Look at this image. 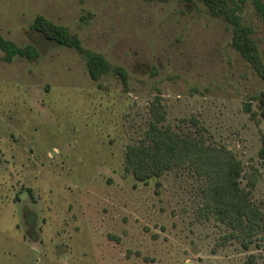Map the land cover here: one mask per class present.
I'll list each match as a JSON object with an SVG mask.
<instances>
[{
    "label": "rangeland",
    "instance_id": "374dc122",
    "mask_svg": "<svg viewBox=\"0 0 264 264\" xmlns=\"http://www.w3.org/2000/svg\"><path fill=\"white\" fill-rule=\"evenodd\" d=\"M234 1L264 61V21ZM39 15L126 83L94 81L82 53L31 28ZM0 37L39 51L6 62L0 49V264H264V81L224 19L201 0H0ZM153 108L242 164L263 217L251 239L204 215L191 166L147 183L126 171Z\"/></svg>",
    "mask_w": 264,
    "mask_h": 264
},
{
    "label": "trees",
    "instance_id": "16d2710c",
    "mask_svg": "<svg viewBox=\"0 0 264 264\" xmlns=\"http://www.w3.org/2000/svg\"><path fill=\"white\" fill-rule=\"evenodd\" d=\"M179 1L192 3L194 0ZM201 1L213 17L224 19L232 27L234 49L264 81V61L253 38V29L243 23L239 13L241 7L234 0ZM253 5L264 21V2L253 0ZM31 28L57 45L77 49L82 53L86 58L89 75L94 81L114 71L126 83V73L123 69H112L102 56L84 50L79 39L72 36L67 28L57 26L40 15L35 18ZM0 49L5 54L6 62H12L16 57H39L35 46L19 47L1 37ZM151 115L153 119L144 140L126 150V171L131 173L137 182L147 183L151 179L160 178L175 167L191 166L203 183L204 204L201 211L204 215H213L218 221L228 223L235 233H243L251 239L256 228L261 225L263 217L251 204L249 192L241 185L242 164L225 147L208 145L203 138L173 131L165 124V116L158 108H153ZM259 159L264 165V137ZM245 247H248V244H245Z\"/></svg>",
    "mask_w": 264,
    "mask_h": 264
}]
</instances>
